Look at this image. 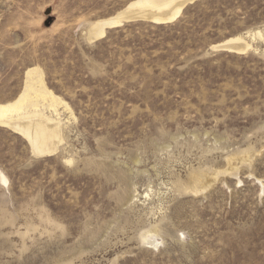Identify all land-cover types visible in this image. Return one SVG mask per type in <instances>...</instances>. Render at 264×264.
Returning a JSON list of instances; mask_svg holds the SVG:
<instances>
[{
    "label": "rangeland",
    "instance_id": "rangeland-1",
    "mask_svg": "<svg viewBox=\"0 0 264 264\" xmlns=\"http://www.w3.org/2000/svg\"><path fill=\"white\" fill-rule=\"evenodd\" d=\"M132 1L0 0V104L40 67L77 119L53 154L0 127V264H264V0L87 40Z\"/></svg>",
    "mask_w": 264,
    "mask_h": 264
},
{
    "label": "bare ground",
    "instance_id": "bare-ground-1",
    "mask_svg": "<svg viewBox=\"0 0 264 264\" xmlns=\"http://www.w3.org/2000/svg\"><path fill=\"white\" fill-rule=\"evenodd\" d=\"M195 1L197 0H134L115 15L92 23L87 29L86 38L90 43H94L104 39L108 30L139 21L156 25L172 24L181 17L185 8ZM248 35L264 40V34L260 30ZM245 36L228 39L213 46V50L244 53L253 48L247 39L245 40ZM24 85L13 101L0 104V127L12 130L27 139L34 154L56 153L65 141L64 127L72 120H77L76 116L69 103L48 86L40 67L27 70ZM65 116H68L67 121ZM153 231L157 232V229L148 230L142 235V239L145 241Z\"/></svg>",
    "mask_w": 264,
    "mask_h": 264
}]
</instances>
